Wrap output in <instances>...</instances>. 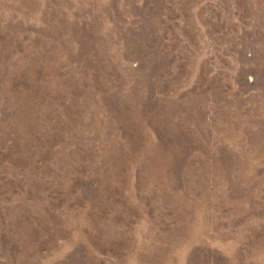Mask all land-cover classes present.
Segmentation results:
<instances>
[{
  "label": "rangeland",
  "instance_id": "1",
  "mask_svg": "<svg viewBox=\"0 0 264 264\" xmlns=\"http://www.w3.org/2000/svg\"><path fill=\"white\" fill-rule=\"evenodd\" d=\"M0 264H264V0H0Z\"/></svg>",
  "mask_w": 264,
  "mask_h": 264
}]
</instances>
